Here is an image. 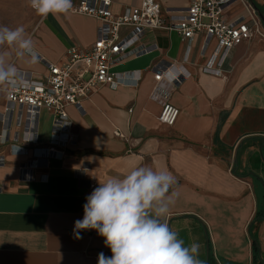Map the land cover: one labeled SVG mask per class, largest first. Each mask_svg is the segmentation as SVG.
<instances>
[{"label":"crops","instance_id":"0c3cea01","mask_svg":"<svg viewBox=\"0 0 264 264\" xmlns=\"http://www.w3.org/2000/svg\"><path fill=\"white\" fill-rule=\"evenodd\" d=\"M141 1L111 0L110 11L121 15ZM155 1L163 10L187 4ZM249 1L264 29V0ZM241 13L240 5L232 9ZM97 26L93 18L49 14L29 35L38 62L11 59L40 81L48 72L39 58L61 64L70 48L94 43ZM139 44L152 52L115 66V89L102 86L80 110L66 109V138L57 147L51 113L40 111L27 142L31 124L20 123L19 110L7 112L0 92V264H98L101 252L110 257L96 230H80L77 238L74 222L99 183L137 165L176 177L180 195L164 219L186 246L199 243L205 264H253L254 239L264 263V40L233 49L219 75L203 73L213 51V44L203 51V36L186 43L174 32L146 31ZM170 64L188 77L174 88L164 83L153 98L150 69ZM165 93L178 111L172 127L158 121Z\"/></svg>","mask_w":264,"mask_h":264},{"label":"built area","instance_id":"2783aa9c","mask_svg":"<svg viewBox=\"0 0 264 264\" xmlns=\"http://www.w3.org/2000/svg\"><path fill=\"white\" fill-rule=\"evenodd\" d=\"M186 3L184 9L163 10L155 0H142L139 7L126 9L121 15L111 13V0H78L73 3L70 13L98 22L94 43L85 49L70 48L66 60L59 65L39 58L47 69V76L36 81L31 75L24 74L31 86L15 89L10 97L5 93L7 112L19 110L20 123L31 124L30 136L25 141H33L35 119L42 110L53 116L52 147L65 141L66 109L72 106L80 110L82 101L89 99L102 86L115 89L118 83L114 67L126 59L152 52L139 44L146 31L174 32L180 41L186 43L196 36H203V51L213 44L203 73L212 75L220 74L233 49L254 37L264 40L262 23L249 0H186ZM236 5L242 8L239 16L232 14ZM160 67L156 65L150 69L155 82L153 98H157L164 83L168 88H174L180 80L188 77L181 66ZM172 70L177 71V77L167 80ZM168 97L169 94L165 93L162 98L158 121L172 127L178 111L168 102ZM115 136L122 137L119 132H115Z\"/></svg>","mask_w":264,"mask_h":264},{"label":"clouds","instance_id":"9594fccd","mask_svg":"<svg viewBox=\"0 0 264 264\" xmlns=\"http://www.w3.org/2000/svg\"><path fill=\"white\" fill-rule=\"evenodd\" d=\"M41 17L67 15L72 0H28ZM38 62L34 41L23 26L0 25V92L9 97L17 88L31 82L12 61ZM178 182L167 169L133 166L122 176L99 183L83 205V218L74 222V232L96 230L112 255L102 252L98 264H205L199 258V243L185 245L183 239L164 219L180 193Z\"/></svg>","mask_w":264,"mask_h":264},{"label":"rangeland","instance_id":"374dc122","mask_svg":"<svg viewBox=\"0 0 264 264\" xmlns=\"http://www.w3.org/2000/svg\"><path fill=\"white\" fill-rule=\"evenodd\" d=\"M41 18L29 6L28 0H0V25L10 28L23 26L26 36L29 37Z\"/></svg>","mask_w":264,"mask_h":264},{"label":"trees","instance_id":"16d2710c","mask_svg":"<svg viewBox=\"0 0 264 264\" xmlns=\"http://www.w3.org/2000/svg\"><path fill=\"white\" fill-rule=\"evenodd\" d=\"M261 212H257L255 221L260 220ZM259 246L257 241L254 239L252 242V256H253V264H264L259 260Z\"/></svg>","mask_w":264,"mask_h":264},{"label":"water","instance_id":"95a60500","mask_svg":"<svg viewBox=\"0 0 264 264\" xmlns=\"http://www.w3.org/2000/svg\"><path fill=\"white\" fill-rule=\"evenodd\" d=\"M262 22H263V24H264V20L262 19Z\"/></svg>","mask_w":264,"mask_h":264}]
</instances>
